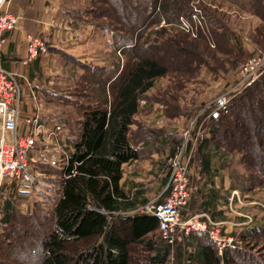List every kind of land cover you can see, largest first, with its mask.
Here are the masks:
<instances>
[{"label":"trees","instance_id":"1","mask_svg":"<svg viewBox=\"0 0 264 264\" xmlns=\"http://www.w3.org/2000/svg\"><path fill=\"white\" fill-rule=\"evenodd\" d=\"M190 2L68 0L70 22L92 25L107 42L109 56L104 65L85 66L77 79L73 93L80 119L76 138L64 146L51 210L42 212L37 203L18 210L15 194L20 192L13 186L2 200L0 196V264H131L137 248L147 264H169L171 256L174 264H263L264 225L242 228L221 252L205 231L192 230L190 237L174 236L170 242L157 235L156 216L130 212L135 203L120 184L123 164L138 158L140 136L131 125L141 111L140 101L160 102L169 114L181 111L179 91L200 70L198 55L207 50L205 45L176 26L179 16L190 14ZM240 5L261 19L256 42L264 44V0ZM161 20L166 25L155 28ZM210 30L217 44H224L222 50H241L224 29ZM158 79H165L164 88L151 96ZM225 109L211 113L208 140L239 156L249 190L264 183V72ZM82 242L88 243L69 248Z\"/></svg>","mask_w":264,"mask_h":264},{"label":"crops","instance_id":"2","mask_svg":"<svg viewBox=\"0 0 264 264\" xmlns=\"http://www.w3.org/2000/svg\"><path fill=\"white\" fill-rule=\"evenodd\" d=\"M9 1L11 10L18 16V23L6 33V43L0 50V66L18 74L17 132L25 135L36 119L43 125L44 132L58 123L57 128L62 129L59 142L68 148L76 138L75 124L80 119V108L74 103L77 96L73 93L77 79L85 72V66L106 64L109 56L107 42L92 25L70 22L66 14L68 0ZM27 34L45 39L48 51L27 59ZM207 91L197 96L198 104L207 99ZM181 106V111L169 114L160 102L140 101L142 112L135 116V120L147 127L143 131L149 138L135 143L138 158L123 164L120 180L130 201L135 203L134 208L146 203L166 182L168 172L164 163L182 139L181 133L189 125L193 111L189 105ZM60 108L62 118L55 120L60 115ZM210 122L209 117L204 119L205 125L202 124L208 125L207 129L203 127L202 130L199 126L197 144L194 148L193 143L190 144L191 193L181 214L184 219L220 222L227 234L234 236L246 224L264 225V185L251 190L245 187L241 178L244 168L239 164V156L223 152L208 140ZM134 126L131 125L132 130ZM47 144L38 140L32 149L37 147L39 154L46 155V149L42 147ZM234 190L238 191V198L232 196ZM244 215L250 216L248 223ZM180 234L190 237L189 233Z\"/></svg>","mask_w":264,"mask_h":264},{"label":"rangeland","instance_id":"3","mask_svg":"<svg viewBox=\"0 0 264 264\" xmlns=\"http://www.w3.org/2000/svg\"><path fill=\"white\" fill-rule=\"evenodd\" d=\"M242 2L243 0H240L239 3L235 2L234 0L231 1L230 0H191L190 14L182 15V16L189 20L191 18L192 13L196 14L198 35L194 36L191 34V32L181 29L179 22L176 25L177 28L182 33L186 34L188 38L198 40L199 44H204L207 49L205 50V52L203 51L201 57L200 55H198V58L201 59L200 62L201 67L200 70L193 77L192 80L194 81H191V83L188 82L187 86H185V88L179 91L180 93L179 98H176L177 103H179V105L180 104L183 106L189 105L193 109V111L190 114L191 119L189 121V125H187V127L181 133L182 135L183 132L187 129L190 131L188 137V144L190 146V144L193 143L192 144L193 148L197 144L198 138L200 136V134L197 133L198 127L201 126L202 130L204 128L205 130L207 129L208 125L204 126L205 125L204 119L210 117L211 113L215 110H221L223 112H227V109H224L219 106L218 99L223 95L225 96L226 98L225 108H226L227 104L231 101V99L242 92V91L237 92L233 88L236 84L237 73H238V69L240 68V65L243 62H245L249 57H251L253 54H255L256 52H258L263 48L262 46L264 44L260 45L258 42H256L257 39L259 38L256 29L257 27L262 25V21L257 15L249 12V10L247 11L243 9L240 5V3ZM81 8L83 9L85 7L82 5ZM208 13H211L213 15L212 19H214V21H211ZM163 25L166 24L163 23V21L161 20L159 25L156 26L155 28ZM210 28H215V30H218V32H220V29H224L226 32H228L229 37H231V42L234 41L239 42V43L236 42V44H239L241 50L231 48L233 50H231L230 52H233V54L228 53L225 50H222V46H224V44L223 45L217 44L218 39H216L212 35ZM97 39L98 37H96V40ZM239 46H237V48ZM236 51L237 53L235 54ZM164 85H165V79H158L156 83V88H154L152 91H149V94H151V96L157 94L158 88H164L163 87ZM206 89L208 90L207 99H205L204 101L198 104L197 96L199 95L201 96L200 92ZM61 115H62V108H60V115L58 114L55 120H60V118H62ZM202 122L204 125L202 124ZM134 124H135L134 131L139 133V134L137 133L135 136L138 135L140 136V139H138V141L148 139L149 138L148 135L143 131L147 129V127L143 125L140 121H136ZM52 125L54 127L52 126L50 127V129L56 131L58 135V139L60 140L62 136L61 134L62 129H60V127L57 128V126H59L58 123H54ZM181 138L183 137L181 136ZM60 145L62 147L64 146L63 144H61V142ZM44 148L46 149L44 151L46 152V155H44V153L43 155L39 154V148L37 147L33 149L31 148L29 150V155H28L29 163L36 178V181L32 185V188H23L16 181L6 179L0 189L1 200L6 194H8L9 186H13L15 187V190L17 188L18 191L20 192V194L19 193L15 194L16 208L18 210L21 211L27 210L28 207L34 208V203H37L38 206H40L42 212L46 213L51 210L54 200L57 198V192H58L57 182L59 178L58 172L61 169V164H62V158H61L62 150L57 147L54 148L53 144H47L46 146L43 145L42 149ZM36 150H38L37 151L38 158H36L35 156ZM173 153H174V148L172 150L171 155L168 158H166V161L163 166L164 169L165 170L167 169L168 172L165 184L161 186V188L157 192H155V194L151 195L148 201L150 200L159 201L167 196V190H165L164 188L166 186L170 174L168 160L173 155ZM188 177H189V172H188ZM263 185L264 183L260 185H256L253 188L255 187L260 188ZM189 188L191 193L190 178H189ZM24 189H29V190L26 191ZM1 205L2 204L0 201V211L2 208ZM244 216L247 219L246 223H248L250 221V216L249 215H244ZM181 218L184 219L182 215ZM194 219L203 222L199 218H194ZM206 224H207V229H205V232H207L208 234L210 231L216 233L218 239L221 240V242L222 240L226 242L225 246L229 245L233 241L234 236L227 234V230L223 228L222 223L206 221ZM247 226L250 225L246 224L244 227ZM180 230L179 228L176 230L175 238L176 237L178 238L181 235ZM157 235L163 236V234L160 231L157 232ZM229 239L230 241L228 242ZM172 242H174V238ZM82 243L83 244L80 243H75L74 245L69 244V248L71 250H74L76 248H81L83 247L82 245H84V243L87 244L88 242H82ZM250 246H253V242L250 243ZM258 250H259V246L254 245L252 252L253 254L256 255L257 258H259L260 256L259 253L260 250L259 251ZM218 251L221 252L222 250H219L218 248ZM144 255L145 253L139 250L138 248L136 250H133L132 256H136V257L134 258L132 257L131 264H147V262L143 258ZM262 260L264 264V257ZM169 264H174L172 263V256Z\"/></svg>","mask_w":264,"mask_h":264},{"label":"built area","instance_id":"4","mask_svg":"<svg viewBox=\"0 0 264 264\" xmlns=\"http://www.w3.org/2000/svg\"><path fill=\"white\" fill-rule=\"evenodd\" d=\"M196 20L197 16L194 13L191 14L189 20L179 16L180 28L197 36ZM162 21L164 23V20ZM17 23L18 16L11 10L10 1L2 0L0 4V50L6 43V33L13 30ZM25 38L27 59L34 58L38 54H44L48 51L45 39L30 34H27ZM24 63H26V60ZM263 72L264 47L240 65L236 84L233 88L237 92L243 91ZM19 92L18 74L0 66V189L6 179L18 182L23 188H32L36 178L29 163L28 155L29 150L36 141L40 140L48 144L53 143L65 154L56 131L51 129L44 132L43 125L37 119L29 132L25 135L18 134ZM218 100L219 106L225 109V96L223 95ZM189 133L188 129L183 132L182 140L174 147V153L168 160L170 174L164 188L167 190V196L159 201H147L130 211L147 212L156 216L158 219V230L170 242L178 228L179 230L181 229V233H188L192 230L205 231L207 229L206 221L201 222L194 218H181V212L190 198L188 172L191 148L188 144ZM24 190L27 191L29 189ZM232 196L238 198V191L234 190ZM238 201L240 200L238 199ZM209 235L213 241H216L215 243L219 246V250H222L226 242L223 240L221 242L214 232L210 231Z\"/></svg>","mask_w":264,"mask_h":264},{"label":"water","instance_id":"5","mask_svg":"<svg viewBox=\"0 0 264 264\" xmlns=\"http://www.w3.org/2000/svg\"><path fill=\"white\" fill-rule=\"evenodd\" d=\"M2 0H0V4H1Z\"/></svg>","mask_w":264,"mask_h":264}]
</instances>
